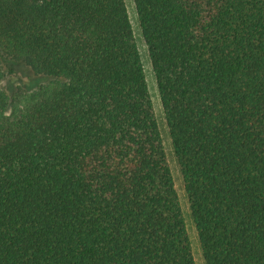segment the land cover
<instances>
[{
    "label": "trees",
    "instance_id": "trees-1",
    "mask_svg": "<svg viewBox=\"0 0 264 264\" xmlns=\"http://www.w3.org/2000/svg\"><path fill=\"white\" fill-rule=\"evenodd\" d=\"M134 2L205 263L264 264V0ZM0 264H196L125 0H0Z\"/></svg>",
    "mask_w": 264,
    "mask_h": 264
},
{
    "label": "rangeland",
    "instance_id": "rangeland-1",
    "mask_svg": "<svg viewBox=\"0 0 264 264\" xmlns=\"http://www.w3.org/2000/svg\"><path fill=\"white\" fill-rule=\"evenodd\" d=\"M125 1L133 25L135 41L137 43V46L141 54L151 98L154 104L156 117L163 137L167 158L173 173L174 182L181 202L183 214L185 216L188 234L192 243L193 255L196 264H206L203 257L197 228L194 223L193 217L191 215L190 201L188 194L185 190L181 167L175 155L174 148L172 145V139H171L169 127L166 122L164 109L161 103V98L156 82L155 73L152 68L148 48L140 27V22L138 19L135 2L134 0H125ZM10 68L13 70V72L7 74L1 83L3 89H5L8 93H12L19 86L27 89H33L43 81V79L37 76L31 70V68L24 63L21 62L13 63L10 66Z\"/></svg>",
    "mask_w": 264,
    "mask_h": 264
}]
</instances>
